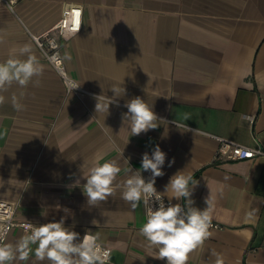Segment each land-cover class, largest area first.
<instances>
[{"label": "crops", "instance_id": "0c3cea01", "mask_svg": "<svg viewBox=\"0 0 264 264\" xmlns=\"http://www.w3.org/2000/svg\"><path fill=\"white\" fill-rule=\"evenodd\" d=\"M72 5L82 7V28L60 53L70 56L64 62L81 94L64 91L26 32L50 29ZM25 44L44 67L40 86L13 84L0 105V199L19 201L16 219L38 226L64 218L81 238L99 233L111 250L106 264H166L139 234L142 202L132 209L117 192L90 207L83 192L94 164L116 160L123 181L159 145L166 160L157 192L169 200L170 178L191 173L193 206L205 209L211 195V221L221 226L187 264H215L218 256L223 264H264V158L216 160L213 138L264 149V0H21L15 14L0 2V62ZM114 84L126 90L119 106L97 114L94 97L111 98ZM22 92L26 107L16 111L11 97ZM134 97L161 120L138 136L122 120ZM27 233L13 227L6 242ZM34 261L33 253L13 264Z\"/></svg>", "mask_w": 264, "mask_h": 264}, {"label": "clouds", "instance_id": "9594fccd", "mask_svg": "<svg viewBox=\"0 0 264 264\" xmlns=\"http://www.w3.org/2000/svg\"><path fill=\"white\" fill-rule=\"evenodd\" d=\"M24 57V58H21ZM64 59H70L65 56ZM50 62H58L56 57H49ZM44 67L28 44L18 49V54L10 56L0 62V105L5 103L6 93L13 84L26 88L29 84L40 86ZM114 95L109 98L105 95L95 96L97 114H108L111 104L118 105V97L125 95V89L120 84L111 86ZM24 93L18 98L11 97L12 107L16 111H23L25 105L21 102ZM127 112L122 114L124 124L128 126L131 136H138L156 129L160 119L145 100L134 97L124 105ZM166 153L156 145L149 155H142L141 169H126L125 179L118 181L122 171L116 160H107L91 166L87 173H83L86 183L83 192L90 207H98L109 197H116L126 202L132 209H136L142 202L146 209V221L139 228V234L144 237L148 249L155 250L154 258L166 260V264H187L189 255L212 235L211 195L205 199L207 207L203 210L194 207L191 199L193 188L197 181L191 173L183 171L176 173L166 185V192H171L167 206L163 197L155 187L156 178L164 175ZM128 164V161L125 160ZM174 160L168 162L171 167ZM142 171H150L151 176L146 180ZM79 185V180L76 181ZM185 200V204H172L171 199ZM158 204V207L153 205ZM30 231L22 235L15 243L6 242L9 228L0 226V264H13L14 261H28L34 253L35 262L47 264H106L109 252L100 244V234L86 232L80 234L65 226L64 218L59 221L29 225ZM33 245L35 248L33 249ZM215 264H223L218 256Z\"/></svg>", "mask_w": 264, "mask_h": 264}, {"label": "built area", "instance_id": "2783aa9c", "mask_svg": "<svg viewBox=\"0 0 264 264\" xmlns=\"http://www.w3.org/2000/svg\"><path fill=\"white\" fill-rule=\"evenodd\" d=\"M21 0H0L8 10L15 14V6ZM82 28V7L77 5L64 7L59 19L54 23L50 29H47L41 33L33 34L26 29L30 39L35 44L41 56L47 61L54 72L59 77L64 91L66 93L81 94L84 93V89L68 72L64 59L60 53L61 43L69 40L71 37L80 32ZM56 33L55 36L53 33ZM49 57H56L58 62H50ZM218 145L215 151L214 158L219 161H238L253 159L256 157L264 158V149L261 147H249L230 139L223 137L213 136ZM161 195V194H160ZM164 203L167 206L169 200L163 195ZM172 204H176L171 201ZM183 205V204H182ZM19 207V201H6L0 199V226H8L9 232L13 227H20L26 231H30L29 225H33L26 220L16 219V213ZM158 207V204L153 205ZM145 221H146V209H145ZM211 229L221 228V226L211 221ZM8 232V234H9ZM84 236V235H83ZM8 237V236H7ZM104 250H107L111 255V250L103 246ZM110 255L106 263L110 261Z\"/></svg>", "mask_w": 264, "mask_h": 264}]
</instances>
